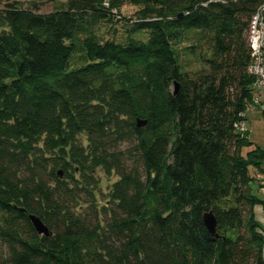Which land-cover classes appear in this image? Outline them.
<instances>
[{
	"label": "trees",
	"instance_id": "16d2710c",
	"mask_svg": "<svg viewBox=\"0 0 264 264\" xmlns=\"http://www.w3.org/2000/svg\"><path fill=\"white\" fill-rule=\"evenodd\" d=\"M128 1L0 0V264H264V150L234 126L263 0Z\"/></svg>",
	"mask_w": 264,
	"mask_h": 264
},
{
	"label": "rangeland",
	"instance_id": "374dc122",
	"mask_svg": "<svg viewBox=\"0 0 264 264\" xmlns=\"http://www.w3.org/2000/svg\"><path fill=\"white\" fill-rule=\"evenodd\" d=\"M65 0H3V3H13L16 2L19 6L23 8H30L37 13H48L57 7H61L64 4ZM0 4V6L2 5ZM136 7H134L128 0L121 5L119 12L122 17L129 18L133 17V13ZM108 26H106L107 28ZM116 27H119L117 25ZM103 27H101V30ZM109 36V35H106ZM264 93V92H263ZM262 93V94H263ZM264 105V104H263ZM245 126L248 132V138L251 142L257 144L262 150H264V115L258 109L247 108L245 110ZM129 146L128 142H122L115 146V151H120L123 153L121 160L122 163L130 168L133 165V162L128 157V153H126V149ZM246 151V148L243 149V152ZM95 178L97 180L96 186L98 188L94 190L93 198L97 204V207L104 205L107 192L111 188V184L117 180V175L114 172L110 174H105L102 170H97L95 174ZM86 204L84 208L86 209L89 204L88 199L85 200ZM5 250L3 246L0 244V260L4 258Z\"/></svg>",
	"mask_w": 264,
	"mask_h": 264
},
{
	"label": "built area",
	"instance_id": "2783aa9c",
	"mask_svg": "<svg viewBox=\"0 0 264 264\" xmlns=\"http://www.w3.org/2000/svg\"><path fill=\"white\" fill-rule=\"evenodd\" d=\"M247 43L250 50V62L247 66V72L253 76L252 101L247 108L264 111V105L260 103L261 95L264 92V0L249 20ZM234 126L240 132L246 130L243 120L236 122Z\"/></svg>",
	"mask_w": 264,
	"mask_h": 264
},
{
	"label": "water",
	"instance_id": "95a60500",
	"mask_svg": "<svg viewBox=\"0 0 264 264\" xmlns=\"http://www.w3.org/2000/svg\"><path fill=\"white\" fill-rule=\"evenodd\" d=\"M177 90H178L177 84L173 83L172 94L175 95L177 93ZM143 125H145V121L137 119L136 126L141 127ZM57 175L59 178L62 177V174L60 171L57 172ZM201 217H202L203 225L205 226L207 231L211 235L215 236V233H214V231H215V220H214V217L212 215V212L211 211L205 212L202 214ZM27 218H28L32 228L36 232V234L42 235V236H49L50 235V231L48 230V228L44 225V223H42V221L36 215L28 214Z\"/></svg>",
	"mask_w": 264,
	"mask_h": 264
},
{
	"label": "crops",
	"instance_id": "0c3cea01",
	"mask_svg": "<svg viewBox=\"0 0 264 264\" xmlns=\"http://www.w3.org/2000/svg\"><path fill=\"white\" fill-rule=\"evenodd\" d=\"M261 102L264 104V93L261 95ZM245 117V114H244ZM253 214L255 221L259 224L260 228L264 231V212L259 205H255L253 208ZM264 237V232L262 233ZM262 257L264 259V245L262 247Z\"/></svg>",
	"mask_w": 264,
	"mask_h": 264
}]
</instances>
